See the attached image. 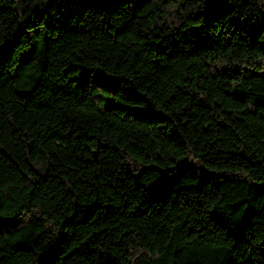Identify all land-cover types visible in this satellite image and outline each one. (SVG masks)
Wrapping results in <instances>:
<instances>
[{
  "label": "trees",
  "instance_id": "16d2710c",
  "mask_svg": "<svg viewBox=\"0 0 264 264\" xmlns=\"http://www.w3.org/2000/svg\"><path fill=\"white\" fill-rule=\"evenodd\" d=\"M0 264H264V0H0Z\"/></svg>",
  "mask_w": 264,
  "mask_h": 264
}]
</instances>
